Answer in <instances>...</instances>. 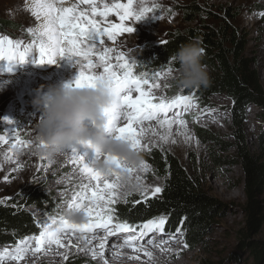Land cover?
<instances>
[{
    "label": "rangeland",
    "instance_id": "obj_1",
    "mask_svg": "<svg viewBox=\"0 0 264 264\" xmlns=\"http://www.w3.org/2000/svg\"><path fill=\"white\" fill-rule=\"evenodd\" d=\"M193 2L209 5L214 9L216 19L205 22L212 27H216L225 18L226 10L231 11L234 18L228 23L236 38L243 39V55L249 59L250 70L257 76L261 85V93L264 95V16L259 15L264 12V0H146L148 7L156 5L154 14L161 18L154 19L151 16L153 13H149V16L137 22L134 19L130 22L128 19V23L135 29L133 33L121 34L117 36L116 41L109 39L106 35L102 37V40L110 42L111 47L117 44L115 51L111 53V62L115 65L117 63L115 57L123 53L128 62L133 65L134 75L144 74L141 69L145 66L140 65L137 56L148 45H158L170 39L175 29L195 26V21H186L187 6ZM114 3L126 4L127 0H102V2L97 0L96 5L97 8L100 6L103 10L104 4L111 6ZM77 5L80 10H87V14L92 16L91 5L80 3ZM138 6L137 0H133V7ZM110 14L112 19L109 22L107 20L110 18L104 17L101 23L102 16L99 14L92 18L99 21L102 27L118 24L119 15L115 12ZM240 16L243 17L242 21ZM0 20L12 25L10 28H0L2 37L7 36L13 41H20L22 49L23 43L32 42L33 37L28 29L35 28L38 23L26 10L25 0H0ZM97 48L102 49L99 43ZM33 54L38 56V53ZM12 65H14L13 69L0 68V203L21 201L28 190L37 186L45 190L52 198L53 204L57 206L55 213L42 217V222L48 217L59 219L60 216H64L69 222L84 223L88 219L87 216L82 221L78 220L79 213L82 211L69 209L75 193L80 191L82 183L87 182L78 169L69 162L70 153L59 155L51 160H41L40 156L43 155L39 154L35 147L38 136L37 125L43 116L45 107L43 103H35L37 97H43L50 88L70 85L78 74V67L74 61L66 57L60 64L46 63L47 69H54L52 79L48 80L41 75L42 67L34 62L32 56L27 57L23 62H12ZM164 69L167 68L164 67L159 72ZM14 76L16 78L11 79ZM159 83L161 87L154 90L157 97L172 98L176 95L192 97L195 94L193 90L195 88L178 87L172 75L167 79L162 78ZM147 87L145 85V88ZM153 102H158V100ZM208 103V106H201L197 99L192 97L191 106L187 111L183 106L170 110L169 118L179 113V118L186 122V128L173 124L172 135L166 142L160 139L161 135L166 134V130L161 129L156 121H145L146 134L142 143L152 141L154 144L150 149L140 151L142 159L139 164L144 162L149 167L146 171L138 168L131 174L130 179L131 183L135 184L136 177L139 175L141 181L150 186V191L146 197L134 191L127 197L118 199L110 207L115 209L116 204L129 197L144 200L159 196L161 192L154 196L151 193L156 186L161 187L163 181L155 177V173L146 161V156L154 150L160 151V154H171L184 167L191 169L198 176L200 190L214 199V209L217 213L210 219V222L204 223V228L196 227V230L201 233L198 234V245L195 249H191L184 242L182 229L179 233L177 230L164 232L171 223L170 218L164 217L163 232L157 231L146 236L154 239H156V234L170 237L168 239L177 243L175 246L184 249L186 256L189 255L190 258L185 260L190 261V264H264V251L261 245L264 242V184L255 190L260 225L256 231L250 230V243L254 241L260 243L257 249L261 252L253 251L249 247L250 244L246 246L242 242V233H240L242 229L248 228L249 220L248 178L243 166V152H248L251 157H262V162H264V109L249 103L244 110L245 114L241 123L237 125L235 122L236 102L232 97L214 94L210 96ZM125 122L121 121V125ZM198 127L207 132L210 138H200L197 134ZM178 129L179 132H186L191 139L186 141L185 137L179 134ZM17 137L19 140L33 142L32 146L21 147ZM173 140L175 143L172 142ZM2 141H5L3 146H1ZM79 146L82 150L92 151L86 146ZM6 156L11 159H6ZM226 178L229 180L228 185L224 183ZM225 188L229 191L223 194L221 191ZM112 215L114 216L113 225L125 222L117 217L115 210ZM127 224L134 231L118 234L122 237L124 235V238L128 235H137L139 238L141 227L132 222H127ZM68 232L74 231L69 230ZM102 232L103 230H100L98 234ZM104 234L105 232L102 236H105ZM154 241L158 242L157 239ZM110 244L113 245L114 242ZM11 247L0 246V252L5 248L10 251L14 250ZM66 257L58 261L43 257L26 264H87L88 261H93V264H103L105 261L94 258L92 254H83L76 250H71ZM3 261L15 262L7 257ZM127 263L141 264L133 261ZM107 264L120 263L107 261Z\"/></svg>",
    "mask_w": 264,
    "mask_h": 264
},
{
    "label": "snow or ice",
    "instance_id": "obj_2",
    "mask_svg": "<svg viewBox=\"0 0 264 264\" xmlns=\"http://www.w3.org/2000/svg\"><path fill=\"white\" fill-rule=\"evenodd\" d=\"M60 2L62 5L63 0ZM79 2L91 5L92 16L87 14V10H80L77 4H72L71 7H57L55 0H34L33 14L41 23L35 28L28 29L33 37L32 42L24 45L21 50L20 41H13L7 36L0 38V59L11 64L12 62H23L27 57L32 56L35 63L55 64L59 58L66 57L74 61L78 67V74L74 81L66 86L95 87L99 81L108 83L117 97L115 104L105 108L108 131L117 138L128 140L132 147L139 151L150 149L154 144L152 141L142 143L146 134L145 121H156L161 129L166 130V134L160 136V139L165 142L172 135L173 124H179L181 128H186V122L179 118V113H175L173 118H169L168 113L180 106H183L187 111L191 106L192 97L188 95H176L172 98L157 97L154 92L155 89L161 87L159 81L162 78L167 79L173 74V67L170 66L160 72H155L151 76L147 73L136 76L132 70L133 65L128 62L123 53L115 57L117 63L114 65L111 62V53L115 50L97 48L98 43L103 44L101 38L105 35L114 41L117 36L123 33H133L135 29L124 24L102 27L100 22L92 17L97 14L107 17L110 13L115 12L121 21L134 19L137 22L149 16V13H153L151 16L159 20L161 17L154 14L156 5L148 7L146 0H137L139 6L133 7V0H127L126 4L114 3L111 6L104 4L103 10H99L96 0H79ZM259 15L264 16V12ZM34 52L38 53V56L34 55ZM145 85L148 87L145 88ZM133 92L138 95L133 96ZM154 100H158V102H153ZM42 119L43 116L40 120ZM121 121H126V123L121 125ZM179 134L183 135L186 141L191 139L186 132H179ZM17 141L21 147L25 145L31 147L33 143L19 140L18 137ZM172 142L175 143V140ZM41 145H43V140L37 136L35 147L38 149ZM78 145L92 149L93 154L89 156L86 150L82 152ZM67 153H70L69 162L71 165L77 168L87 181L82 183L80 191L75 193L69 204V209L83 211L88 219L84 223H75L69 222L64 216H60L59 219L48 217L42 222V231L38 234L25 237L17 243L14 250L3 249L0 252V262L5 257L14 261L23 260L29 250L34 254L41 252L46 254L53 245L62 246V237L67 235L69 230L92 233V239L87 241L88 244H91L93 239H97L100 230L106 233L105 236L99 237L101 241L110 236L116 237L118 233L134 231L127 222L113 225L114 216L112 213L114 209L110 206L134 191L147 196L150 186L145 185L139 175L136 177V183L132 184L130 177L138 168L146 171L149 166L144 162L139 165H129L119 157L102 155L92 147L90 142H80L71 146L63 154ZM5 158L11 159L7 156ZM40 159L48 158L40 156ZM101 159L110 162L111 171L106 173L96 166ZM161 191L162 188L156 186L151 194L154 196ZM164 224V217L143 223L138 234L139 238H143L149 233L163 232ZM179 231L180 229H177L178 233ZM136 239L137 235H128L123 244L131 246ZM148 243H152V241L149 240ZM99 249L100 251L89 250L94 258L103 259V242L99 244ZM58 254L63 255L62 253ZM145 254L152 257L150 251H146ZM103 264H107V261H104Z\"/></svg>",
    "mask_w": 264,
    "mask_h": 264
},
{
    "label": "trees",
    "instance_id": "obj_3",
    "mask_svg": "<svg viewBox=\"0 0 264 264\" xmlns=\"http://www.w3.org/2000/svg\"><path fill=\"white\" fill-rule=\"evenodd\" d=\"M213 10L209 5L190 3L187 6L186 21H195L196 25L175 29L170 39L164 43L148 45L137 56V60L141 66H145L141 71L150 74L159 72L164 67L176 69L177 65L173 62L176 51L187 43L197 41L204 49L203 63L209 70L211 83L208 87L193 89L195 94L192 97L201 106H208L209 98L214 94L232 97L236 102L235 122L238 125L249 103L264 109V95L257 76L250 70L249 59L243 55L244 41L236 38L228 23L234 15L226 10L225 18L216 27H212L205 22L216 19ZM0 26L4 29L12 25L0 20ZM197 134L200 138H210L200 127L197 128ZM146 161L155 177L163 181L161 194L144 200L129 197L119 202L114 209L117 217L139 226L155 218H170L171 223L166 231L182 229L185 242L191 249H195L198 234L201 233L196 227L204 228V223L210 222L217 213L214 199L200 190L198 176L171 154H160V151L154 150L146 156ZM243 166L248 178L249 220L248 228L242 229L240 233L242 242L246 246L250 244L253 251H258L260 243H250V230L256 231L260 225L255 190L264 184V162L262 157H251L244 151ZM56 210L57 206L53 204L52 198L37 186L28 190L21 201L0 203V246H16L25 237L37 234L42 217L52 215L50 213H55ZM36 217L40 219L38 224ZM261 245L264 251V242ZM87 264H93V261H88Z\"/></svg>",
    "mask_w": 264,
    "mask_h": 264
},
{
    "label": "clouds",
    "instance_id": "obj_4",
    "mask_svg": "<svg viewBox=\"0 0 264 264\" xmlns=\"http://www.w3.org/2000/svg\"><path fill=\"white\" fill-rule=\"evenodd\" d=\"M250 18V17H249ZM203 48L197 41L180 47L173 56L177 65L172 79L180 88L208 87L211 77L203 63ZM116 93L111 86L97 82L95 87H53L43 97H37L35 103L45 104L43 119L37 125L38 136L43 145L39 154L54 159L68 148L80 142H90L102 155L121 158L129 165H138L141 152L134 149L124 138L109 133L105 108L116 103ZM99 167L109 172L112 165L100 160Z\"/></svg>",
    "mask_w": 264,
    "mask_h": 264
},
{
    "label": "bare ground",
    "instance_id": "obj_5",
    "mask_svg": "<svg viewBox=\"0 0 264 264\" xmlns=\"http://www.w3.org/2000/svg\"><path fill=\"white\" fill-rule=\"evenodd\" d=\"M25 1H26L27 10L31 13L32 17L37 21V23L40 24L41 21L37 20L35 15L33 14L34 0H25ZM55 3L57 7H60V6L71 7L72 4H77L80 2L79 0H75L73 2L63 0V4L61 5L60 0H55ZM240 20L241 21L243 20L242 16H240ZM62 60L63 58H59L57 61V64H60ZM39 65L42 67L41 75L45 79H48V80L52 79L54 69L52 70L47 69L45 67V64L39 63ZM0 67L2 68L6 67L7 69L8 67H11V64L6 60L0 59ZM13 78H16V77L15 76L11 77V79ZM92 154H93V150L89 152V156H91ZM102 160L103 159H101V161ZM96 166L99 167V163H97ZM224 183L228 185L229 180L227 178L224 179ZM228 191L229 189L225 188L221 192L223 194H226L228 193ZM85 217L86 215L82 211L81 213H79L78 220L82 221ZM103 233L104 232H102L101 234H98L97 239H93L92 243L88 244L87 241L89 239H92V233H80L78 230L74 232H67V235L62 237V240H61L62 246L53 245L51 247V250L47 251L46 254L44 252L34 254L31 250H29V252L25 254V257L23 260L15 261V262L3 261L0 263L2 264H26V263L33 262V260L43 258V257L58 261L60 259L61 260L64 259L71 250H76L83 254H91V251L89 249L94 250V251H100L99 244L103 242L104 243L103 260L108 261L110 263L128 264L127 263L128 261H133V262H138L141 264H190V261L185 260V259L190 258L189 255L186 256L184 249L178 246H175L177 244L176 242H173V240H167L169 238L167 236L165 237L161 235L162 236L161 237L160 234L159 235L156 234V239L158 240V242H155L154 240L156 239L150 236H145L143 238H137L136 240H134L131 246H126L123 244L124 239H126L124 238V235L122 237L121 234H117L116 237L110 236V237H107L106 240L101 241L99 237H101ZM149 240H151L152 243H148ZM110 242H114L115 245L110 244ZM167 242H171V243H167ZM33 247H34V242H33ZM146 251H150L152 253L151 258L145 254ZM58 253H62L63 255H60ZM96 258L101 259L100 257H96Z\"/></svg>",
    "mask_w": 264,
    "mask_h": 264
}]
</instances>
